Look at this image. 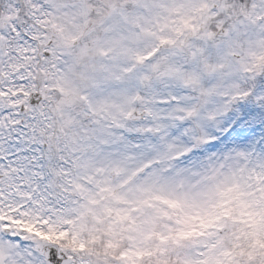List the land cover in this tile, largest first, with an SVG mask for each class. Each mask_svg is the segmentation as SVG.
Wrapping results in <instances>:
<instances>
[{"label":"snow or ice","instance_id":"obj_1","mask_svg":"<svg viewBox=\"0 0 264 264\" xmlns=\"http://www.w3.org/2000/svg\"><path fill=\"white\" fill-rule=\"evenodd\" d=\"M0 264H264V0H0Z\"/></svg>","mask_w":264,"mask_h":264}]
</instances>
